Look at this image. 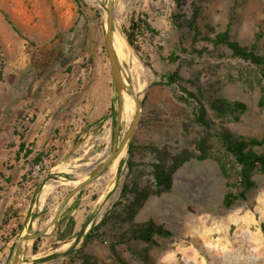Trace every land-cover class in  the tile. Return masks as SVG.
<instances>
[{"label": "rangeland", "instance_id": "rangeland-1", "mask_svg": "<svg viewBox=\"0 0 264 264\" xmlns=\"http://www.w3.org/2000/svg\"><path fill=\"white\" fill-rule=\"evenodd\" d=\"M96 1L85 0L84 9H95L114 91L109 131L90 146L79 140L83 131L69 124L71 136L52 142L46 162L40 161L42 173L30 175L35 206L9 211L15 218L0 233V264H11L22 232L43 228L73 180L87 177L91 170L85 167L113 147L119 99L104 37L107 0ZM68 3L23 0L37 10ZM120 3L125 6L115 13L116 27L128 29L135 12L153 29L137 36L141 52L127 41L131 60L118 57L142 102L132 153L126 146L115 166L82 187L39 250L27 243L21 264H264V169L239 163L227 146L264 158V0H116L115 6ZM244 52L263 63L246 61ZM43 73V83L54 85L58 76L48 68ZM169 74L175 75L171 84L163 77ZM61 88L69 93V105H76L82 88L77 73ZM135 111L134 103L122 117L118 144ZM18 223L22 229L13 232ZM148 224L169 234L133 238ZM92 227L105 241L95 234L85 239Z\"/></svg>", "mask_w": 264, "mask_h": 264}, {"label": "crops", "instance_id": "crops-1", "mask_svg": "<svg viewBox=\"0 0 264 264\" xmlns=\"http://www.w3.org/2000/svg\"><path fill=\"white\" fill-rule=\"evenodd\" d=\"M94 10L87 7L85 15L80 14L75 0L55 11L44 4L37 10L23 5V0H0V54L4 57V80L0 81V233L15 218L10 216L11 209L35 206L36 185L30 175L40 169V162L30 161L31 156L45 153L52 142H63L66 134L71 136L69 124L83 131L79 140L91 141L90 146L102 131H109L107 112L114 105V91L108 85ZM47 68L58 76L51 87L43 83ZM75 73L82 88L76 105H69L71 98L61 84ZM21 137L32 152L24 155V149L16 159ZM62 145L64 150L66 144L59 147ZM46 158L42 156L43 162Z\"/></svg>", "mask_w": 264, "mask_h": 264}, {"label": "water", "instance_id": "water-1", "mask_svg": "<svg viewBox=\"0 0 264 264\" xmlns=\"http://www.w3.org/2000/svg\"><path fill=\"white\" fill-rule=\"evenodd\" d=\"M115 2L116 0H107L104 5V11L106 13V30H105V45L108 53V58L111 65L112 75L115 82L116 91L118 93L119 104L117 108V117L114 127L113 137L114 144L113 147L102 156H100L94 164L87 165L85 168L91 170L90 174L80 183L74 185L72 189L62 198L59 202L57 209L52 217V219L40 230L35 232H27L21 234L17 240L16 251L11 264H21L23 254L26 245L29 241H34L38 237H47L54 232L59 224L61 213L67 203L89 182L93 181L100 175H102L108 167L112 164L114 159L119 155L123 147L128 146L136 128L141 120L142 116V102L139 95L135 92L133 86L125 78L117 53L113 45V34L115 29ZM123 94L131 96L135 101L136 111L133 116L131 123L125 135L118 144V136L120 131V126L122 122V117L124 113V99Z\"/></svg>", "mask_w": 264, "mask_h": 264}, {"label": "trees", "instance_id": "trees-1", "mask_svg": "<svg viewBox=\"0 0 264 264\" xmlns=\"http://www.w3.org/2000/svg\"><path fill=\"white\" fill-rule=\"evenodd\" d=\"M78 6V11L80 14L85 15L84 13V7H86V2L85 0H75ZM97 13L99 14V12L97 11ZM8 18V16H7ZM9 22L12 23V21L9 19ZM15 30L19 31V29L14 26ZM148 29V30H153L149 27L148 25V21L146 18H143L141 15L133 12L131 17H130V25L128 27V29H122L127 41L131 44V46L137 51V52H141V46L139 45L138 41H137V36L144 35V31ZM242 56L245 58L246 61L257 64V65H261L263 63L262 59L260 57H258L257 55L251 53V52H244L242 53ZM0 63H1V68H0V73L2 72V68H3V60H2V55L0 54ZM163 77L165 79H167V81L169 82V84L173 83V81L175 80V75L174 74H169V76L163 75ZM228 148L235 154V157L237 159V161L239 163H242L244 165H250V166H260L264 169V158L260 157L258 155H244L243 153H241L240 151H238L236 148L231 147L230 145H227ZM132 148V143L129 144V153L131 154ZM24 155H28L29 153L32 152V149H30L29 147L25 148V143L24 141H22V137H21V141H20V148L19 151L16 153L15 158L19 159L20 158V151L24 150ZM46 156L47 154L44 153L43 151L39 152L36 155V158L34 159V162L38 163L42 160V156ZM1 175H3L1 173ZM7 220L3 219V223H6ZM59 226V224H58ZM57 226V228H58ZM22 229V224L18 223L16 228H13L12 231L16 232L17 230H21ZM154 233H158L161 235H165V234H169V231H167L166 229L162 228V227H155L153 226V224H148L145 228L143 229H139L136 230L134 232L133 238L136 239H142V240H151L152 235ZM95 234V237L101 241H105V239L102 237V235L98 232H95V227H92L90 229V231L85 235V239H87L88 237H90V235ZM42 237H38L36 239H34L33 241V245H32V251L33 252H37L39 250V245L40 242L42 241ZM113 244V243H111Z\"/></svg>", "mask_w": 264, "mask_h": 264}, {"label": "bare ground", "instance_id": "bare-ground-1", "mask_svg": "<svg viewBox=\"0 0 264 264\" xmlns=\"http://www.w3.org/2000/svg\"><path fill=\"white\" fill-rule=\"evenodd\" d=\"M96 2H98L99 4H101V0H97ZM125 5L123 3H120L118 5L115 6V13L116 12H119V10L123 9ZM113 45H114V48H115V51L117 53V56L119 57V59H123V58H126V59H130L131 60V56H130V53H129V46H128V43H127V40H126V37L125 35L123 34L122 30L119 29V27H116L115 26V29H114V34H113ZM134 60V59H133ZM136 64V63H135ZM134 65V64H133ZM123 99H124V113H123V117L126 116L127 112L129 111V109H133L134 108V99L127 95V94H123ZM133 115V114H132ZM108 150V149H107ZM125 151H126V146L123 147V149L121 150V152L119 153V155L114 159V161L112 162V166H115L118 161L123 157V155L125 154ZM105 152V151H104ZM103 153H100L98 155L99 156H102ZM95 159V158H94ZM98 159V158H97ZM64 165V164H63ZM68 168V167H67ZM193 168V167H191ZM110 169V168H109ZM56 170V169H55ZM70 173V172H69ZM75 176V174H74ZM86 178L85 175L83 176H80V177H76L74 180H73V183L74 185L80 183L81 181H83L84 179ZM50 181V180H49ZM57 183V182H56ZM65 183V182H64ZM55 183L51 182L49 184H47L46 187H43V189L41 190V196L44 197L45 194L48 192L49 188L54 186ZM44 200V199H43ZM35 205V204H34ZM32 207V206H31ZM34 207V206H33ZM50 221V220H49ZM33 223V222H32ZM26 233V231H23L22 234Z\"/></svg>", "mask_w": 264, "mask_h": 264}]
</instances>
